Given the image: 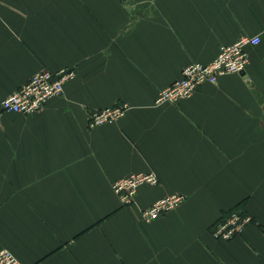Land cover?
<instances>
[{
    "label": "crops",
    "instance_id": "crops-1",
    "mask_svg": "<svg viewBox=\"0 0 264 264\" xmlns=\"http://www.w3.org/2000/svg\"><path fill=\"white\" fill-rule=\"evenodd\" d=\"M248 46L226 75L156 105L184 67ZM74 68L64 94L32 115L1 101L42 70ZM126 104L114 123L89 114ZM154 171L137 202L183 194L144 222L112 183ZM232 209L244 233L211 231ZM23 264H264V0H0V250Z\"/></svg>",
    "mask_w": 264,
    "mask_h": 264
},
{
    "label": "built area",
    "instance_id": "built-area-1",
    "mask_svg": "<svg viewBox=\"0 0 264 264\" xmlns=\"http://www.w3.org/2000/svg\"><path fill=\"white\" fill-rule=\"evenodd\" d=\"M260 35L243 36L238 41L219 48L216 58L207 64L192 63L183 68L181 78L161 90L156 105L178 104L194 96L196 91L206 84H216L226 75H244L250 58L248 46L261 43ZM75 78L71 69L52 72L42 69L34 73L11 95L1 101L3 112L32 115L42 111L50 100L64 94L65 84ZM127 105L121 108H106L89 115L88 126L94 128L120 119L125 115ZM159 184L156 172L133 173L120 178L113 189L121 197V202L129 203L135 199L138 188L144 185ZM185 201L182 194H173L160 198L146 208H140V217L144 222L156 220L179 207ZM253 222V217L241 209H232L214 225L211 234L217 240H231L241 236L245 228ZM0 264H23L11 251L0 250Z\"/></svg>",
    "mask_w": 264,
    "mask_h": 264
},
{
    "label": "rangeland",
    "instance_id": "rangeland-1",
    "mask_svg": "<svg viewBox=\"0 0 264 264\" xmlns=\"http://www.w3.org/2000/svg\"><path fill=\"white\" fill-rule=\"evenodd\" d=\"M68 69H71L72 71H74V73H75V77H76V75H77V71H76V69H74V68H68ZM124 105H126V104H115V105H113V106H111V107H106V108H121L122 106H124ZM128 107V106H127ZM106 108H104V109H106ZM128 109H129V107L127 108V110H126V112L128 111ZM102 110V109H101ZM97 111H99V110H97ZM97 111H94V112H92V113H90L89 115H92V114H94L95 112H97ZM125 112V113H126ZM118 120V119H117ZM117 120H115V121H113V123L114 122H116ZM106 124H109V123H106ZM111 124V123H110ZM101 126V125H100ZM119 180V179H118ZM118 180H116V181H114L113 183H112V189H113V185L118 181ZM145 186V185H144ZM142 187V186H141ZM140 187V188H141ZM140 188H138V190H137V193H138V191H139V189ZM113 191H114V189H113ZM115 194H116V196L118 197V199H119V202H120V204H121V207H123V208H129V207H137V209L139 210L140 208H146V207H148V206H146V207H141L139 204H138V202H137V193H136V195H135V199L133 198V200L131 201V202H129V203H123V202H121V197L116 193V192H114ZM183 195V194H182ZM183 196H185V195H183ZM185 200H186V196H185ZM125 204V205H124ZM176 208H178V207H176ZM175 208V209H176ZM164 216V215H163Z\"/></svg>",
    "mask_w": 264,
    "mask_h": 264
},
{
    "label": "bare ground",
    "instance_id": "bare-ground-1",
    "mask_svg": "<svg viewBox=\"0 0 264 264\" xmlns=\"http://www.w3.org/2000/svg\"><path fill=\"white\" fill-rule=\"evenodd\" d=\"M125 205V204H124Z\"/></svg>",
    "mask_w": 264,
    "mask_h": 264
}]
</instances>
